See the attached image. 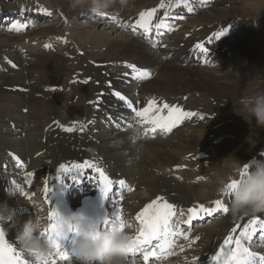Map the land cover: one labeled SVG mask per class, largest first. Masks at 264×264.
<instances>
[{"label": "bare ground", "instance_id": "obj_1", "mask_svg": "<svg viewBox=\"0 0 264 264\" xmlns=\"http://www.w3.org/2000/svg\"><path fill=\"white\" fill-rule=\"evenodd\" d=\"M229 1L233 4V6H229V9H222L219 5H213L209 10H201L199 17H197L200 26L197 28L194 27L195 20L190 19L192 18L191 16L188 17L187 23L185 22L186 25L177 27V33L172 36L173 40L170 46L166 49H162L161 52H157L150 48L139 39V37L133 35L121 33L114 39L110 33V35L102 34L101 32L96 33L97 26L101 23L100 20H104L103 24H107V26L110 25L111 27L109 28H113L114 32L120 30L119 27L109 24L108 19L100 16H96V19L99 21L96 20V22L83 27L82 30L73 29L91 42L94 48H91L90 53L96 50V56L100 59L98 61H101L103 56H106V53L111 55L108 66L101 68L105 77V85H103V88L99 89L97 85L93 84L87 91L85 89V94L93 93V99L96 102L104 98L108 101L111 98V90L121 85L117 77L121 76L123 72L122 63L125 61L152 67L157 72L156 75H153V79L147 80V82L141 85V97L146 104L148 100L153 98L156 99V101H171L173 98L176 99L180 96L178 94L186 91L187 87H191L192 90L195 91V93H191V99L187 98L186 100H181L180 104L185 103L187 105L186 111L190 112L193 110L192 112L204 115L205 118L203 120L199 115L185 118L184 125L186 128L182 131L179 130L176 135H172L166 139L159 138L155 141L150 140L142 142L136 140L134 131L119 132L113 129L115 133L113 135H111V132L113 133L112 129L103 133L102 131L99 132L100 124L98 122V111L93 112V118L87 117V119L84 120H77L73 125L64 127L62 117H59L60 115L58 114V118L54 119L52 105L48 106L44 101L45 99H43L45 98V88L48 85L46 84V80L42 78L44 75L41 76L40 68H38V66L34 67L30 61L24 60L23 57L28 54L27 51H23L20 46H15L25 40L36 41L45 37L50 34L51 31H55L58 26L69 23L74 20L75 17L87 13V9H73L70 6V0H56L55 4L51 5V7L54 8L46 7L44 4L35 2V0L20 1V5L18 6L6 4V0H1L0 18L4 11L13 14L20 8L23 13H26L28 9L33 8L35 9L33 10L34 17L41 18L42 15H46L47 17H51L52 20L51 24L48 26L38 27L31 31L20 30L12 35L0 32V64L3 68L0 74V155L4 151H13L18 152L24 157H30L31 163L29 169L30 171L33 170L38 173L39 185L42 189L45 187L44 181H47L45 178L46 175L48 179L49 177L51 178L56 172L57 165L60 163L71 168L73 164H77V161H80L82 164H84L85 161H99L105 164L109 163L112 168L121 166L124 168L123 171L125 173L130 171L135 173L137 178H139V184L142 185L146 191L150 192L149 195L147 192L145 196L142 197V202L158 193H165L171 196L179 205L193 207L201 204L198 203L197 200L202 202L208 198L206 197L203 199L207 193L204 195L198 194V189L204 185V187L213 189V191L209 193L211 197H214L215 200L222 199L223 196L217 192V187L219 186L218 182H213L212 184L184 182L187 194H182L178 189L179 183L177 185L176 178L169 169L176 165H182L180 161L184 158L191 159L192 167L200 164V167H194L192 172L188 171L185 173V179L192 180L194 178L207 176L195 175L204 170L208 172L213 169L226 167V170L230 172V165L235 162L234 158L236 155L238 153L242 155V146L245 144L242 141H235L236 139L232 140V138L233 135L243 138L244 133L241 131L238 132V129L235 130L233 129L234 127H227L222 123V115H220L216 107L206 102L205 99H201L202 96L200 95L202 93H200V91L220 89L225 81L235 77V70L241 67V63L237 61L235 55H232L233 49L230 45L240 42L242 36L237 35L231 29L229 33H226L221 38H216L215 34L225 30V28L213 31L211 36L206 37L204 45L210 42V45H212L211 47L214 48L215 55L213 63L209 66L200 67V65H193L195 68H189L188 65H183L184 60L177 59L176 61L177 57L187 55V51L194 46L196 42L201 41L205 37L201 32L195 33L197 30L201 31L210 24L221 22L231 16V14H235V12L238 15H242L239 14L240 11L244 12V10H251V8H254L256 12L258 10L262 11L264 6V0H250L251 2L248 0H218L217 4H227ZM135 2L139 1L127 0L126 5H131ZM236 3L240 5V9L234 7ZM158 5H155V7L157 6V9H161ZM206 5L210 6V3L208 4L207 0H202V2L198 4V7L203 9ZM151 7L152 6L144 7L143 10ZM67 8H70L69 11H67ZM108 10H113L116 14L122 13L125 18H128L126 13L135 16L130 20L122 18L121 21L118 22L121 24L137 20V15L140 13L128 9L125 5L121 6L117 0ZM90 14L91 12L88 11L87 16H90ZM19 24L25 26L30 25V21L26 23L21 22ZM246 26L247 24L240 23L239 27H234V29L243 32L246 31ZM103 27L105 26L103 25ZM185 33L195 35L192 36L188 34L185 36ZM75 39L73 38V40ZM103 48H106L104 52H102ZM203 54L206 60L210 58V51ZM74 76H77L79 79L73 83L72 89L77 93L76 102L82 103L85 100V96L81 93L83 91L79 88L91 75L89 73L85 74L81 68L79 74L75 73ZM78 80H81L83 83H79ZM113 83L114 87L108 86V84ZM25 88L26 92L24 93L22 90ZM61 94L64 99L69 97L67 91H63ZM189 99L190 101H188ZM43 105L46 106L43 107ZM65 109L66 108H64V110ZM22 123L25 125L28 134L27 138H25V132L22 134L20 130L18 131V126ZM95 124H97V126ZM11 125L16 127L15 130L11 131ZM69 128L72 129L71 132L66 130ZM226 128L229 131H235L224 133ZM82 129H88V131L84 133ZM14 131L17 133H14ZM185 131L191 132L192 135H187ZM13 135H16V138H13ZM22 135H24V137H22ZM133 140L135 141L134 144L131 143ZM214 141L218 142V147L213 144ZM210 143H212L211 145L213 147L218 148V152L221 150L220 148L224 146V150H222L220 154V163L212 162L216 157H212L214 152ZM146 145H151V147L148 148L149 151L145 152L149 153V155L145 154L146 159L138 158V148ZM206 147H209L210 149L208 151L211 152V156L209 157L210 165L207 168L204 167L206 164L204 162L205 160L199 159V152L205 151L204 149ZM18 148L20 149L18 150ZM140 154H142V151ZM189 154H191V156ZM246 154L247 153H244L242 158L246 157V159H248L251 157V155L247 157ZM230 156L233 157L230 161H227L226 159ZM16 157H18V155H16ZM123 162L127 164L126 167L122 164ZM221 163L224 164V166H220ZM137 169H139V173H137ZM196 169L200 171H194ZM226 174L227 173L223 172L222 175L227 176L230 173ZM52 178L50 179L52 180L50 184L53 183ZM1 203H4V201ZM238 217L241 216H233L232 214H229V216L225 215V219L223 218V220H220L218 225L200 229L203 237L198 245L201 246V248L197 250L195 256H193L197 258L195 260L196 264L205 260L207 256H211L216 243L230 231L233 224L237 222ZM20 219V222L26 220V216ZM5 225L7 230H11L12 236L16 237L17 228L12 227L9 223ZM202 242L205 243V245H202Z\"/></svg>", "mask_w": 264, "mask_h": 264}, {"label": "snow or ice", "instance_id": "obj_2", "mask_svg": "<svg viewBox=\"0 0 264 264\" xmlns=\"http://www.w3.org/2000/svg\"><path fill=\"white\" fill-rule=\"evenodd\" d=\"M181 3L187 4V0H177L175 5H168L169 7H178ZM159 8H165L164 0L159 3ZM157 9L152 7L143 10L139 13L138 19L135 24L132 25V30L143 29L142 34H150L153 31L152 20L156 16ZM107 15V13L105 14ZM25 25L12 24L11 30L20 31ZM155 29L159 31L162 28H168L172 30L164 20H160L159 23L155 24ZM228 30L225 29L215 34L216 38H221L226 34ZM148 43L153 48L157 47L154 40L148 36ZM50 47V45H45ZM202 53H207L208 50L203 45H197ZM128 69H131V75L135 80H147L151 76V72L147 68L138 67L136 64H126ZM129 75V73H125ZM121 101H124L129 109H132L135 117L139 118L138 123L142 125H150L151 127H145L143 135H147L152 132L155 133L158 130L163 132H170L172 129L180 123L183 119L193 116H200L203 120L204 115L195 112H189L182 109L179 105H170L166 102L158 104L156 99H150L147 101V106L136 109L133 106V102L128 100L127 97L123 96L119 91L113 93ZM134 127L133 125H129ZM119 127V125H117ZM72 131L71 128L66 129ZM83 130V129H82ZM141 133L135 132L137 138ZM73 169L75 172H73ZM83 169H95L96 173L100 177V191L101 194L108 198V194L111 191L112 181L105 174V171L96 166L93 163L85 161L84 164H73L71 168L61 164L59 170L61 175L58 179L63 182L64 175H68L72 180L79 182V176L83 174ZM249 172L248 164H244L240 171V177L243 178ZM120 185H124L125 181L120 180ZM238 186V181L233 179L227 184V191L225 194L228 197H232V193ZM16 191L21 190V186L17 184L15 186ZM132 189L129 188V191ZM50 191L48 186L44 187L45 199L47 193ZM211 207H206L203 203L190 207L187 209V219L179 220L178 217L184 216V210L177 209L176 205L170 203L163 196H156L149 203H147L135 216V221L138 222L137 229L134 234H131V239L139 244L129 256H136L140 254L144 261V264H149L150 261H162L167 257L174 256L176 253L173 248L176 246L180 247L183 251L182 245H177L176 240L179 237H183L184 240L189 242V247L196 241L199 240V236L190 238V232H186L181 228V224L191 225L193 220L200 217L201 213L208 216H213L223 212L225 214L230 213L228 203L223 199H216L212 202ZM58 209L51 207L47 215L48 226L41 235H47L50 241L57 239L67 238L65 235L59 237L55 233L56 220L58 216ZM237 221H244L243 223L235 222L231 227L230 231L223 238L222 242H219L218 250L211 256L210 264H264V252L254 250L253 240L254 237L259 236L264 240V213H259L251 216H241L237 218ZM114 227L117 231H124L126 228V222L119 213H113L111 217H105L103 224L99 229H108ZM5 227L0 226V264H35L34 261L25 259V252L17 250V246L14 243H10L6 238ZM74 239V236L72 237ZM63 245V244H62ZM264 246V245H262ZM75 251V250H74ZM31 256L30 254H27ZM193 257V260H196ZM57 260L70 264L71 257L69 251L61 246L60 243L56 244V251L51 253L50 256L45 259L44 264H57ZM131 264H135V260L131 261Z\"/></svg>", "mask_w": 264, "mask_h": 264}, {"label": "rangeland", "instance_id": "obj_3", "mask_svg": "<svg viewBox=\"0 0 264 264\" xmlns=\"http://www.w3.org/2000/svg\"><path fill=\"white\" fill-rule=\"evenodd\" d=\"M8 1L9 0H6V4L10 5V3ZM21 1H24V0H21ZM36 1H39L38 3H41V4L48 2V3H50V6L55 4V2H56V0H36ZM138 1L139 2H135L134 4L132 3L131 5L129 4V5H125V6L130 10L141 12L144 9V7L152 6L153 5L152 3H155V5H157L160 2L159 1L158 3H156L158 0H143V1L138 0ZM248 1L251 2L250 0H248ZM10 2L15 3L14 1H10ZM1 5H2V3L0 0V6ZM11 5H13V4H11ZM18 5H20V1H19ZM218 5L222 9H229L230 3H228L229 6L227 4H222V5L218 4ZM232 6H233V4H232ZM234 7H237L240 9V5L237 3H236V5L234 4ZM69 9L70 8H67V11H69ZM239 9H237V10H239ZM17 10H16V12H17ZM28 10H35V9L30 8ZM254 11H255L254 8L253 9L251 8V10L250 9L244 10V12L240 11L239 14H242V15H238L235 12V14H231V16L227 17L228 18V19L226 18L227 20H225V19H224L225 21L222 20L223 23H231V22L236 21V22H239L238 24L243 23V22L244 23L246 22V24H247V26L245 27L246 31H243V32L238 31L236 33L237 35L242 36L240 42L232 43L230 45L233 49L232 55H235L237 61L241 63V67H239L235 70V77L225 81V83L223 84V86L220 89H218V90L208 89L205 91H200V93L202 92L200 94L202 96L201 99H205L206 102H209L210 104L214 105V107H216V109L218 110L220 115H222V118H221L222 123H224L227 127L232 126V127H234L233 129H235V130L238 129V132L241 131L242 133H244L243 138H240V137L234 136V135L232 138V140L236 139L235 141H238V142L242 141L245 144L242 146V155L238 153L236 155V157L234 156L235 157L234 161L240 162L241 165L246 161V157L242 158L244 153H247L246 155H247V157H249L250 155L251 156L253 155L252 153H256V151L259 148L264 147V127L257 125L254 119L249 118L247 113H245L243 111L242 105L239 103L240 99L243 96H250V95H254V94L259 93V92H264V6H263L262 11L258 10L257 12L255 11V13H254ZM86 12H87V10H86ZM13 14H11V16ZM84 15L85 14L83 13L82 15L75 17V19L71 21V24H65L60 29H57V30L55 29V31H51L50 35L64 34L67 37H70V35L72 33V36L74 38H76L74 41L75 42L74 44H73V41L71 39L68 40V44H67V47L65 49L60 50L61 46H59V44H52L55 46L56 50L54 52H51V51L45 49V47L43 49H40V45H36V46L28 45V40H25L24 42L15 45V46H20V48L23 51H26V50H24V48H26V47L28 48V50H30V52L27 51L28 54L25 57H23V59L30 61L34 67L38 66V68H40V71H41V76L44 75L42 78H44L46 80V84L48 86L50 85L49 87L47 86V88H45L44 94L48 98H43V99H45L44 101L47 103L48 106L52 105V113L54 116H57L59 114L60 116L59 115L58 116L62 117V119L66 118V121L68 119L67 113L69 111H71V112L78 111L79 113H81V116H78V115L74 116L75 119H78V117H82V115L86 114L87 110H86L85 105L87 103H85V102L76 103L75 102V99H76L75 92H73V93L69 92V97L70 96L71 97L68 98L66 104L63 105V108H61L63 101H64V98H63V95L61 94L62 91H57V89L61 88L64 83H67L70 75L74 72V70L77 67L80 66L81 63L87 62V61L89 62L90 59H91V61L92 60L94 61V59L100 60L98 58V56H96V53H97L96 50L91 51L92 53H90L91 48H94V47L92 46L91 42L88 41L87 38H84L82 35L75 32V30H73V31L72 30H69V31L66 30V29H69L70 27H72L73 29L75 28V29L82 30L83 27H86V26L90 25L91 23L96 22V20H97L95 15H90V16H84ZM5 16L6 15H4V17ZM191 17L192 18H190V19L195 20L194 27L195 28L199 27L200 23L197 21V17H199V15H197V16L192 15ZM41 18H38V19L36 18V19L31 20L29 17L28 19L30 21H32V27H40V24H41V26H46L47 23L45 22V18H43V20H39ZM50 18H48V21L50 20ZM15 20L16 19H14L11 22H14ZM97 21H99V20H97ZM100 21H101V23L98 24L96 33L101 32L102 34H107V35L111 34L112 38H114V39L117 38V36L119 34L124 33V32H121L120 30H118L117 32H114L113 28H111V29L109 28V27H111L110 25L107 26V24L106 25L103 24L104 20H100ZM241 21H243V22H241ZM34 22H36V24H33ZM185 22L187 23V21H185ZM185 22L180 23L178 26L182 27L183 25H186ZM249 23H250V25H249ZM49 24H51V20H50ZM103 25L105 27H103ZM113 25H115V24H113ZM210 25H214V24H210ZM210 25H208V26H210ZM8 26H9V24H3V27H0V32L8 34V35L15 34L16 31L12 34H9L10 31L7 29ZM248 26H249V28H248ZM207 28L202 29L200 32H205V30ZM29 31H31V30H29ZM103 31H105V32H103ZM115 33H116V35H115ZM124 34H126V33H124ZM188 34H190V33H185V36ZM190 35L194 36L195 34H190ZM77 45L79 47L81 46L80 48L86 50L85 55L82 56L84 58L79 56L77 59V56H78L77 55ZM105 49L106 48H103L102 52H104ZM69 56L71 57V59L69 58ZM110 58H111V55L106 53V56H103V59L100 62L103 65L106 61H109ZM85 67L86 66H84V68ZM188 67L189 68H195V66H192V67L188 66ZM0 69H1L0 70V74H1L3 68L0 66ZM86 69H89V68H86ZM94 69H96V68H94ZM82 70H83V68H82ZM86 71L88 73L93 72L92 75H93L94 79H99V76L101 75V74H98L97 72H95L94 70L93 71L92 70H90V71L86 70ZM98 71H100V69H98ZM77 79H79V78L77 76H74V80L77 81ZM78 81H79V83L82 82L81 80H78ZM65 88L66 89L68 88V90H69L70 86L66 85ZM85 89L88 90L89 87L88 88L87 87H84V88L80 87V90L83 91V92H81V91L80 92L84 94ZM52 90H54V91L52 92ZM54 92L56 95L54 94ZM190 92L195 93V91L192 90L191 87H187L185 92L178 94V95L182 96V95H184L186 93H190ZM191 96L192 95H189L188 98L191 99ZM88 98H90V96ZM190 99L188 101H190ZM66 105H67V107H66ZM45 106L46 105H43V107H45ZM64 108H66V109L64 110ZM88 109H90V108L88 107ZM192 111L193 110H191L190 112H192ZM18 127H19L18 131L20 130L22 133L25 132L26 133L25 138H27L28 134L26 132L25 125L22 123ZM110 129H115V128H113L111 126ZM235 130L229 131L226 128L224 130V133L234 132ZM11 131H13V130H11ZM186 132L187 131H185V133ZM14 133H17V132L14 131ZM190 133L187 132L186 134L192 135V133L191 134ZM113 134H115V133L111 132V135H113ZM22 137H23V135H22ZM13 138H16V135H13ZM158 139H156V140H158ZM163 139H166V138H163ZM152 141H155V140H152ZM131 143L134 144L135 141L133 140V141H131ZM211 144L212 143H210V145ZM237 145L241 146L239 144H237ZM215 146L217 147V145H215ZM150 147H151V145L139 147L138 148V155H139L138 158L146 159L145 154L149 155V153H145V152L149 151L148 148H150ZM211 148L213 149V152H214L212 157H216L215 159L212 160V162L213 163H220L221 162L220 154H221V151L224 150V146L222 148H220L221 150L219 152L217 151L218 148H215L212 145H211ZM19 149L20 148H18V150ZM141 151H142V154H140ZM5 152H7V151H5ZM151 156H152V154H151ZM232 157L233 156H230L226 160L230 161ZM208 161H209V159L207 160V162ZM208 166L209 165H206L205 167H208ZM220 166H224V164L221 163ZM156 168H158V167H156ZM214 168H217V167H214ZM198 171H200V170L198 169L197 172ZM226 171H227L226 167H224L221 169H218V168L213 169V170L208 171V172H206L204 170L203 172H199L198 174H195V175L196 176H199V175L209 176V178H207V180H205L206 184H212L213 182H218V184H219V181L225 177L222 175L223 172L227 173V174L230 173V172H228V171L226 172ZM55 174H57V172H55L51 177H55L54 176ZM176 183H177V185L179 183L178 189L180 190V192L182 194H187V189H186L185 183H181L177 179H176ZM204 186H202L201 188L198 189L199 195H202V194L204 195L206 193L208 194V195L206 194L203 199L208 197L209 193L211 191H213V189H210V188L204 187ZM200 192H203V193H200ZM146 193L148 195L150 194L149 191H145V193H143V194H135V196L133 197L134 201L141 203L142 202L141 200H143L142 197H144ZM6 197H8V198L11 197L10 200L7 201L8 202L7 205L12 209V211L14 213L13 220L9 224H11L13 227L17 228V226L21 220L20 218L21 217L23 218V216H19V214H17V210L14 207H17V205H22L24 202H19L17 200V198H15V196L6 195ZM12 200H15V202H17V201L18 202L14 203ZM24 216H26V220L31 218V215H24ZM220 220H223V218L218 219L216 222H212L211 225H209V226L207 225L205 227L210 228L211 226L218 225ZM222 223H220V224H222ZM205 227H203V228H205Z\"/></svg>", "mask_w": 264, "mask_h": 264}, {"label": "clouds", "instance_id": "obj_4", "mask_svg": "<svg viewBox=\"0 0 264 264\" xmlns=\"http://www.w3.org/2000/svg\"><path fill=\"white\" fill-rule=\"evenodd\" d=\"M116 3V0H70L73 9H87L96 16H104L107 10ZM127 0H119L121 6L126 5ZM239 103L249 118L256 124L264 127V92L250 96H243ZM249 172L243 178L240 177L242 165L233 162L230 165V175L219 181L218 194L223 195L227 191L230 180H237L238 186L232 193L229 202V210L233 216H251L264 213V159H253L248 162ZM9 196H16L15 188H8ZM58 211L55 233L59 237L74 233L73 242L75 252L80 264H128V256L139 247L136 241L131 239V234L126 229L131 225L126 224L124 231H117L114 227L99 229L95 221H92L79 213L65 215ZM14 216L12 209L6 202L0 203V226L7 223ZM48 223L44 217L22 220L17 226L16 241L21 251L30 254L35 264H44L51 253L56 251V244L48 239L47 235H41ZM70 264H73L70 261Z\"/></svg>", "mask_w": 264, "mask_h": 264}]
</instances>
